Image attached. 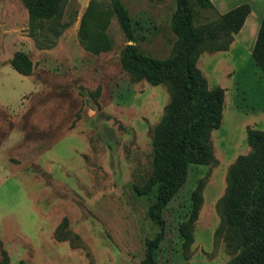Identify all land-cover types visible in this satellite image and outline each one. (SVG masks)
I'll list each match as a JSON object with an SVG mask.
<instances>
[{"label": "rangeland", "instance_id": "rangeland-1", "mask_svg": "<svg viewBox=\"0 0 264 264\" xmlns=\"http://www.w3.org/2000/svg\"><path fill=\"white\" fill-rule=\"evenodd\" d=\"M119 1L140 24L134 39L110 16L112 47L92 54L76 37L81 1L72 4L75 19L55 44L38 49L27 36L21 0H0V250L7 258L0 253V264H142L145 239L158 231L147 215L155 187L145 194L136 187L150 173L152 129L169 97L164 84L133 79L120 58L126 44L156 58L169 54L175 0ZM189 3L195 25L221 14ZM230 44L224 51H202L196 61L207 86L223 91L221 121L210 134L216 162L190 165L162 211L158 264H225L233 255L214 237V205L228 165L250 149L247 130L264 129V76L247 49L249 40ZM15 51L30 59L28 75L10 66ZM199 179L202 204L193 241L184 249L178 225ZM63 217L84 248L55 239Z\"/></svg>", "mask_w": 264, "mask_h": 264}, {"label": "trees", "instance_id": "trees-1", "mask_svg": "<svg viewBox=\"0 0 264 264\" xmlns=\"http://www.w3.org/2000/svg\"><path fill=\"white\" fill-rule=\"evenodd\" d=\"M195 1L202 7H212L210 0ZM21 2L27 12V36L38 49L53 46L76 16L72 7L75 0ZM67 7L70 8L68 14ZM248 12L249 5L241 3L213 20L195 25L189 0H175L171 18L175 39L166 57L146 55L132 44H126L122 50L121 65L131 77L142 78L151 85L164 84L169 97L152 129L150 173L144 183L136 187L140 194L155 187L147 215L158 226V231L145 239L142 264H158L155 250L164 235L162 211L185 182L188 167L216 162L210 134L221 121L223 91L220 87L207 86L196 65L198 55L202 51L226 50ZM110 16L115 17L128 40L134 39L133 33L140 24L131 20L119 0H108V3L88 0L76 31L77 41L85 51L98 54L112 47L106 32ZM250 56L264 76V16L259 21ZM9 64L19 74L30 73L31 61L20 51L13 53ZM246 142L249 151L238 154L228 165L223 193L214 205L219 217L214 237H221L226 249L233 254L225 264H264V129H248ZM203 186L204 179H199L190 192L188 214L178 225L184 249L193 241L192 228L202 204ZM53 235L74 248H84L79 236L68 229L65 217L55 226ZM0 253L7 259L4 250Z\"/></svg>", "mask_w": 264, "mask_h": 264}, {"label": "crops", "instance_id": "crops-1", "mask_svg": "<svg viewBox=\"0 0 264 264\" xmlns=\"http://www.w3.org/2000/svg\"><path fill=\"white\" fill-rule=\"evenodd\" d=\"M81 1L83 3V7L86 6L88 0H77V2ZM212 6L219 12L223 13L241 3H247L249 5V12L244 18V21L240 27V29L233 35V39L231 41L230 46H233V43L238 39L239 41L249 40L250 45L247 46V49L251 50L259 21L262 16H264V0H210ZM25 12H23V16L27 18V12L24 8Z\"/></svg>", "mask_w": 264, "mask_h": 264}]
</instances>
